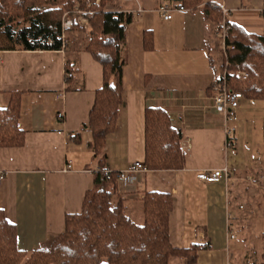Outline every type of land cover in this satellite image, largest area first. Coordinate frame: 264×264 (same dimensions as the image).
Returning a JSON list of instances; mask_svg holds the SVG:
<instances>
[{"label":"crops","instance_id":"crops-1","mask_svg":"<svg viewBox=\"0 0 264 264\" xmlns=\"http://www.w3.org/2000/svg\"><path fill=\"white\" fill-rule=\"evenodd\" d=\"M180 0H114L106 10L128 12L125 27L123 101L116 128L105 143L108 170L120 172L143 161V114L159 107L187 141L185 165L178 170L138 171L118 186L126 214L142 221L146 191L172 197L170 243L179 248L205 245L193 264H232L230 233L239 225L241 190L247 179H264L262 116L255 100L239 101L233 144L225 147L220 114L212 106L210 87L221 68L214 25L200 6L175 12L164 20L157 8ZM227 9V19L244 31L264 37V0H203ZM152 34L145 49L144 32ZM85 35L71 32L64 50H0V107L8 93L20 91L18 125L24 131L19 147H0V210L15 225L16 245L24 251L47 249L64 229L67 214L80 212L93 186L97 164L88 148L91 133L84 125L95 91L102 85V67L83 49ZM72 77L65 90V68ZM252 112H249L250 109ZM62 112L64 117L57 118ZM252 114V115H249ZM77 134V135H75ZM180 142V144H181ZM226 166L229 180L206 182L201 170ZM182 263L184 264L183 260Z\"/></svg>","mask_w":264,"mask_h":264},{"label":"trees","instance_id":"trees-1","mask_svg":"<svg viewBox=\"0 0 264 264\" xmlns=\"http://www.w3.org/2000/svg\"><path fill=\"white\" fill-rule=\"evenodd\" d=\"M113 0H0V50H64L69 37H62L61 17L77 6L93 10L88 15L91 26L84 33L77 25L69 30L85 34L83 49L102 67V85L95 91L93 105L84 125L91 133L88 148L97 169L93 186L84 194L80 212L67 214L64 229L44 250L24 251L16 245V229L0 210V264H169L180 257L184 264H193L198 251L205 245L191 244L179 248L170 243L169 215L172 197L167 192L146 191L142 196V221L135 222L126 214L123 196L118 190L117 173L108 170L105 143L116 128L123 101L122 68L125 64V27L131 13L108 11L104 6ZM90 3L88 6L87 3ZM190 10L200 6L205 20L219 30L220 7L203 0H180ZM86 16V14H85ZM228 33L225 77L215 76L213 83L225 82L248 100H264V37L244 31L226 19ZM145 49L152 46V34L144 32ZM223 65H221L222 69ZM239 71L246 73L244 78ZM71 67L65 68V90L72 77ZM7 104L0 107V147H19L24 131L18 125L20 91L8 93ZM262 160L264 166V117ZM77 135V134H75ZM183 135L170 124L166 110L145 108L143 114V163L148 170H178L185 165L186 151L181 148ZM233 144V139H232ZM264 264V253L261 255ZM251 264H255L251 262Z\"/></svg>","mask_w":264,"mask_h":264},{"label":"rangeland","instance_id":"rangeland-1","mask_svg":"<svg viewBox=\"0 0 264 264\" xmlns=\"http://www.w3.org/2000/svg\"><path fill=\"white\" fill-rule=\"evenodd\" d=\"M94 1L96 3L99 2V0ZM87 5L89 6L90 3L88 2ZM105 6L104 8L106 10ZM185 8L188 9L187 7ZM92 13L93 10L90 8L81 10L75 6L71 12L66 10L62 13L61 23L71 19V27L77 25V28L81 27L84 33L86 32L87 34V32L91 30V26L88 22V15H91ZM70 29L71 28L64 31L65 37H69L71 32H81L79 30H72L69 32ZM217 46L221 52V65H223L222 69L220 68L219 73H223L225 67L224 56L218 41ZM240 100L242 101L241 105L243 109L245 107H251L247 102L248 99L242 98ZM255 101L256 106L258 108L260 107V109L255 111L257 113L254 114L258 116L260 112V114L264 116V100ZM252 110L253 109L251 108L249 112H252L253 114L254 111ZM252 114L249 113V115ZM262 167L264 166L262 165ZM243 186L245 187L241 190L240 199H237V202L241 200L240 202L242 205L239 217L240 220L238 221L239 225L234 226V239L230 242L233 249L231 252V261L232 264H251V262L259 264L262 260L261 255L264 253V179H261L259 182L252 181L248 182V184L243 183ZM182 260L183 259L180 257H173L170 259L169 264H183Z\"/></svg>","mask_w":264,"mask_h":264},{"label":"built area","instance_id":"built-area-1","mask_svg":"<svg viewBox=\"0 0 264 264\" xmlns=\"http://www.w3.org/2000/svg\"><path fill=\"white\" fill-rule=\"evenodd\" d=\"M138 4V0H133ZM141 7H138L135 9L136 13H139L141 11ZM185 7L181 4L176 3H163L158 8L157 11L160 13L162 18L164 20L171 19L173 14L178 11H185ZM221 13H222V19L219 30L215 32V36L218 39L220 48L223 52L224 56V69L222 73V77H225L226 74V66L228 64V61L226 59L227 51L232 49V46L227 44L225 39L228 33V26L226 24L227 19V9L224 6L220 7ZM262 10H264V3L262 4ZM128 13V12H125ZM72 25L71 19L64 21L61 23L62 28V37L64 36V31L66 29H69ZM238 75L241 77H245L246 73L243 71H239ZM211 90V101L212 106L221 116L222 126H223V132L225 134V147H230L232 145V139H233V133H234V126L232 123H235L238 121V117L236 114V109L239 106L240 99L243 98V95L238 90L229 89L226 87L225 82L221 83H213V85L210 87ZM57 118L62 119L64 117L62 112L57 113ZM181 148L184 151H188L189 144L187 141L181 142ZM138 171H148V168L143 163V161L136 160L134 161L127 169L120 171L117 173V180H118V186L122 187L127 182L132 181L134 178L136 172ZM196 177L202 181L206 182H217L221 179L229 180L230 175L228 168L226 166H222L219 168L214 169H207V170H201L196 173ZM248 182H252L251 179H247ZM230 238H234V234L230 233Z\"/></svg>","mask_w":264,"mask_h":264}]
</instances>
